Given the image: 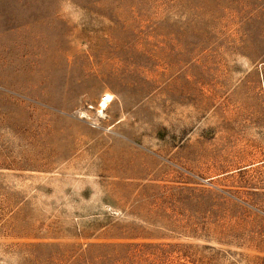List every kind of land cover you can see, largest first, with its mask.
Returning a JSON list of instances; mask_svg holds the SVG:
<instances>
[{
	"label": "rangeland",
	"instance_id": "rangeland-1",
	"mask_svg": "<svg viewBox=\"0 0 264 264\" xmlns=\"http://www.w3.org/2000/svg\"><path fill=\"white\" fill-rule=\"evenodd\" d=\"M0 264H264V0H0Z\"/></svg>",
	"mask_w": 264,
	"mask_h": 264
}]
</instances>
